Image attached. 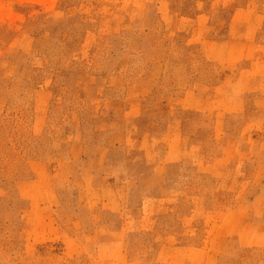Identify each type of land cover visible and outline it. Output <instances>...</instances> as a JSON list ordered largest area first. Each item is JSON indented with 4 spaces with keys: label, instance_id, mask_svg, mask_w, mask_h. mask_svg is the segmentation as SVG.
<instances>
[{
    "label": "rangeland",
    "instance_id": "374dc122",
    "mask_svg": "<svg viewBox=\"0 0 264 264\" xmlns=\"http://www.w3.org/2000/svg\"><path fill=\"white\" fill-rule=\"evenodd\" d=\"M0 264H264V0H0Z\"/></svg>",
    "mask_w": 264,
    "mask_h": 264
}]
</instances>
